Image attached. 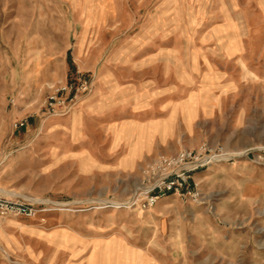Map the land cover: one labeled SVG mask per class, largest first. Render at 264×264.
Listing matches in <instances>:
<instances>
[{
  "label": "rangeland",
  "instance_id": "1",
  "mask_svg": "<svg viewBox=\"0 0 264 264\" xmlns=\"http://www.w3.org/2000/svg\"><path fill=\"white\" fill-rule=\"evenodd\" d=\"M202 145L231 158L201 203L130 206L145 164ZM0 201L35 212L0 214V264H264V0H0Z\"/></svg>",
  "mask_w": 264,
  "mask_h": 264
},
{
  "label": "built area",
  "instance_id": "2",
  "mask_svg": "<svg viewBox=\"0 0 264 264\" xmlns=\"http://www.w3.org/2000/svg\"><path fill=\"white\" fill-rule=\"evenodd\" d=\"M88 84V81L79 79L77 83H67L57 89L46 99L48 112L55 117L71 114L78 107L81 94L89 90ZM20 126L23 127L24 123ZM230 158L222 149H212L207 145L195 150L182 149L173 155H159L142 167V184L130 206L148 211L169 196L201 203V183L195 179V173ZM0 214L33 217L35 212L29 207L0 201Z\"/></svg>",
  "mask_w": 264,
  "mask_h": 264
},
{
  "label": "crops",
  "instance_id": "3",
  "mask_svg": "<svg viewBox=\"0 0 264 264\" xmlns=\"http://www.w3.org/2000/svg\"><path fill=\"white\" fill-rule=\"evenodd\" d=\"M252 210H253V208H252ZM264 213H260V215H259V213L257 212V211H252V212H250V215H248L247 216V227L245 228V232H246V234H256V232H258V231H253V229L251 228L252 227V225H250L249 226V223L250 224H252L253 223V221L254 220H256L257 222L258 221H260V223H261V227L264 225V215H263ZM262 229H264V227H262ZM254 238H256L255 236L253 237H251V239H250V245H247L248 247H250V246H253V244H255V239ZM262 247H264V244L261 246V249H262Z\"/></svg>",
  "mask_w": 264,
  "mask_h": 264
}]
</instances>
